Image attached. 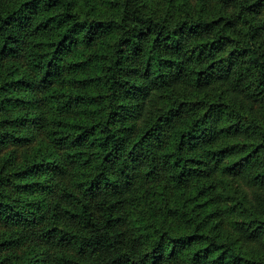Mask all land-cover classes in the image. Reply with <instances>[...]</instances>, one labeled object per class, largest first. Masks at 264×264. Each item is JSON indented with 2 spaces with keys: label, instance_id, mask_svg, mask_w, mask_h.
Listing matches in <instances>:
<instances>
[{
  "label": "trees",
  "instance_id": "16d2710c",
  "mask_svg": "<svg viewBox=\"0 0 264 264\" xmlns=\"http://www.w3.org/2000/svg\"><path fill=\"white\" fill-rule=\"evenodd\" d=\"M0 264H264V0H0Z\"/></svg>",
  "mask_w": 264,
  "mask_h": 264
}]
</instances>
